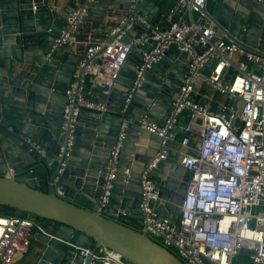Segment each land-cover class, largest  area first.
I'll use <instances>...</instances> for the list:
<instances>
[{"label": "water", "instance_id": "water-1", "mask_svg": "<svg viewBox=\"0 0 264 264\" xmlns=\"http://www.w3.org/2000/svg\"><path fill=\"white\" fill-rule=\"evenodd\" d=\"M167 1L137 0L132 9L133 0H99L89 10L104 15L122 9L130 13L129 19L141 15L154 26L169 25L163 14ZM84 2L73 0L70 11ZM202 11L215 25L218 37L232 39L264 56V0H205ZM93 17L90 14L89 19ZM58 19L45 0H0V214L23 212L41 221V229L34 228L33 235L39 244L37 252L28 256L26 264H92V255L84 257L78 249L99 247H107L133 264H184L140 231L141 174L162 149V138L142 128L139 121L144 118L165 123L188 72V54L172 46L159 63L146 71L144 83L135 90L124 113L82 110L73 148L66 156L65 150L61 151L66 134L60 124L65 91L79 56L67 44L53 49L65 23ZM99 19L103 20V16ZM49 28L52 33H48ZM142 33L151 31L135 18L123 40L130 42ZM149 49L150 45L133 47L117 85L109 96L99 97L100 102L119 110L124 107L143 51ZM173 60L179 68L174 67ZM215 65L212 62L205 66L202 76H209ZM234 75L231 69L226 83ZM195 88L199 92L195 102L207 103L203 96L208 90L207 82ZM226 103L227 114L232 113L230 107L240 112L244 106L240 99L231 98ZM217 110L221 111L222 105ZM187 116L188 112L184 118ZM124 119L131 121L125 131L109 202L101 207L108 159ZM235 123L239 126L241 120L236 118ZM32 141L45 149V155L34 148ZM166 150V158L151 171L164 185L156 212L160 219L177 223L190 171L181 165L186 148L176 157L168 147ZM10 169L13 175H6Z\"/></svg>", "mask_w": 264, "mask_h": 264}, {"label": "built area", "instance_id": "built-area-1", "mask_svg": "<svg viewBox=\"0 0 264 264\" xmlns=\"http://www.w3.org/2000/svg\"><path fill=\"white\" fill-rule=\"evenodd\" d=\"M97 1L85 0L69 11L54 40V50L67 44L79 56L65 91L60 129L66 134V145L61 151L65 150L66 156L70 154L82 110L124 113L133 93L144 83L146 71L176 46L188 54L190 64L170 114L163 125L144 118L139 121L142 128L162 138V149L141 174L143 226L140 231L184 264H264V56L232 39L218 37L215 25L202 11L205 0H173L165 12L163 9L169 25L154 26L146 16L129 19L130 13L117 14L116 10H110L108 16L115 23L104 32L87 28L92 20L89 8ZM136 1L133 0L132 9ZM135 18L151 34L142 33L125 42L124 35L131 31ZM48 32L52 33V29ZM146 45L151 49L143 51L124 107L119 110L100 102L99 96H109L117 85L133 47ZM212 62H216L215 67L209 76L203 77L202 70ZM231 69L235 75L226 83ZM202 82L208 84L203 95L208 102L198 104L195 97L199 92L195 86H201ZM215 93L224 95L226 100L240 99L244 103L242 110L230 107L232 113H225L226 100L219 104L221 111L213 109ZM186 112L189 116L184 118ZM236 118L241 120L239 126ZM130 121H122L111 149L99 199L101 207L109 202ZM178 138L182 148H186L181 165L190 171V179L179 219L173 223L167 218L160 219L156 212L162 188L151 171L166 158V148ZM32 145L45 155L39 144L32 141ZM6 175H13V170ZM34 228L41 229V221L34 215L0 214V263L12 264L18 253L29 252ZM80 254L84 257L91 254L92 264L96 260L102 264H133L107 247L81 248Z\"/></svg>", "mask_w": 264, "mask_h": 264}, {"label": "crops", "instance_id": "crops-1", "mask_svg": "<svg viewBox=\"0 0 264 264\" xmlns=\"http://www.w3.org/2000/svg\"><path fill=\"white\" fill-rule=\"evenodd\" d=\"M72 1L73 0H45V2L49 5V7L51 8V10L57 12L58 14V21L62 22L63 20L66 19L70 9H71V5H72ZM100 1H111V0H100ZM173 0H168L166 5L164 6V12L167 9L168 5L172 2ZM122 6V5H121ZM35 8V7H34ZM33 8V11L35 12V9ZM109 12V11H108ZM117 14H125L126 11L122 10V9H118L116 10ZM91 15L94 16L92 20H89L88 24H87V28H97V30H102L103 32L106 31L107 29H109V27H111L112 24L115 23L113 18H110L108 16V13L106 14H101L99 12H91ZM103 16V20H100L99 17ZM49 33V32H48ZM61 52H64L63 50H61ZM176 62H174V67L179 68L177 66V64H175ZM172 70V69H170ZM121 89H123L124 87L121 86ZM102 97V96H99ZM223 102V100L219 101V104ZM212 108L214 109L215 106V101L211 103ZM114 115V114H113ZM159 116L162 117L163 114L159 113ZM181 138H178L177 141L171 142L169 144V150L173 153V157L178 156L179 154H181L182 151V146H181V142H180ZM157 181L159 182L161 188H164V185L162 183V181H160L159 179H157ZM39 246L38 242L36 241V239L34 238V236L31 239V245H30V249L29 252L26 254H22V253H18L15 257V260L12 264H26L29 259L28 256L29 255H33L37 252V247ZM80 249H78L79 251ZM0 264H4V263H0Z\"/></svg>", "mask_w": 264, "mask_h": 264}, {"label": "rangeland", "instance_id": "rangeland-1", "mask_svg": "<svg viewBox=\"0 0 264 264\" xmlns=\"http://www.w3.org/2000/svg\"><path fill=\"white\" fill-rule=\"evenodd\" d=\"M214 100H215L214 109L217 110V108L219 106V101H221V100L225 101L226 97L224 95H221L220 93H215Z\"/></svg>", "mask_w": 264, "mask_h": 264}, {"label": "trees", "instance_id": "trees-1", "mask_svg": "<svg viewBox=\"0 0 264 264\" xmlns=\"http://www.w3.org/2000/svg\"><path fill=\"white\" fill-rule=\"evenodd\" d=\"M15 215H19V216H25L26 214L23 212H17ZM240 260V259H239Z\"/></svg>", "mask_w": 264, "mask_h": 264}]
</instances>
